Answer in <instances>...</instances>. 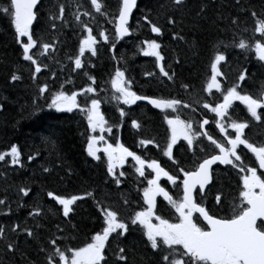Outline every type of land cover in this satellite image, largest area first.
Instances as JSON below:
<instances>
[{
  "label": "snow or ice",
  "instance_id": "6c2138e0",
  "mask_svg": "<svg viewBox=\"0 0 264 264\" xmlns=\"http://www.w3.org/2000/svg\"><path fill=\"white\" fill-rule=\"evenodd\" d=\"M234 2L242 13L250 16L251 28L245 26L242 32L234 34L227 42L217 41L210 61V77L203 89L210 95L213 89L219 93L220 99L212 103L205 100L203 109L215 114L213 122L219 133L223 134L220 140L203 130L204 126L209 124L206 117L200 121L181 117L180 110L192 108L191 104L176 96L139 93L134 88L133 79L129 78L126 70L119 66L121 61L125 64L127 61L123 56L117 58V42L131 35L133 29L130 20L134 10L138 9V0H118L114 11L108 7L107 0H88L87 7L81 0H73L71 7L74 11L71 13V21L66 19V7H68L66 3L57 0L53 5V9L47 14V30L59 31L69 25L73 27L74 33L78 35V48L74 54L68 55L67 59L74 66L73 73L77 71L82 73L87 77L88 84L75 88L74 81L66 79L58 85L53 82L50 88L48 82H41L37 86L39 94L37 99L40 95L47 94V108L60 112L77 110L83 114L91 133L99 130L100 135L87 136V152L96 160L101 159L98 155L101 151L106 154V173L113 178L116 185H120L122 178L126 176L124 171L117 169L123 168L130 157L133 161L134 173L138 174V178H142L140 182L146 186L140 189L144 206L127 217L122 216L113 205L98 199L94 194L95 190L84 191L78 195H64L47 190L46 196L61 206L59 212L73 232L76 230V225L71 220L76 215L77 202L91 198L97 213L96 219L100 221V228L94 230L80 243L73 244L70 241L74 242L77 238L71 232L66 233L65 229L57 224L55 231H50L38 245V251L44 256L43 264H110L108 248L111 241L127 239L126 234L136 230H140L142 236L146 237L145 244L152 252L149 264H264V142L251 141L245 132L246 129H250L253 122L264 124V84L253 94L245 91L243 87L249 76L247 68L239 69L230 84H228V76L221 70L223 65L228 63L229 47L238 48L244 53H254L256 59L264 66V0H261L260 10L252 7L251 4L245 6L243 0H234ZM40 5L41 0H7L6 4H0V13H3L10 25L14 26L13 37L22 48L23 59L34 66L31 74L33 80L38 78L42 69L49 68V65L42 64L38 57L47 60L49 54L56 51L59 43L52 39L45 42L43 30L39 34L35 31L34 24L41 22ZM186 5L187 0H169L168 4H160L159 9L166 17L165 24L154 22L149 12L144 13L137 20V28L142 27L146 22L150 32L160 37L164 34L165 26L175 29L178 23L182 22L176 19V13L183 11ZM208 8L209 0H201L196 16L203 18ZM160 11H157V16L160 15ZM217 16L223 19L219 12ZM84 17L89 19L85 20ZM108 17L111 19H107ZM102 18L105 23L113 25L111 30L100 26ZM228 19L231 26H239L243 23L240 14L230 15ZM57 21L60 22L59 26ZM93 25L96 26L95 34ZM171 34L175 39L185 40L182 30L173 31ZM101 44L109 47L112 59L116 61V66L107 81L113 91L103 98L104 102L115 101L117 105L122 102L123 105L130 106L136 105L138 101H147L164 113L163 119L170 129V136L162 149V156L167 157L171 162L174 173L163 166L158 159H147L130 150L123 143L113 144L105 139L103 133L111 132L112 127L107 126L108 122L101 111L102 99L97 97L96 77L86 70L90 58L85 55L89 53L90 57H97ZM161 47L158 39H145L141 41L139 51L145 56L154 57L162 77L175 82L177 74L171 68L166 69ZM176 63H179V58L176 59ZM91 66L95 67V65ZM143 75L154 77L156 73L144 72ZM51 77L55 78L56 73L51 72ZM218 77H222L224 82L222 83ZM21 78L15 73L11 75L12 81ZM225 84L228 86L225 87ZM180 86L185 91L192 87L189 83H182ZM236 101L245 106L247 113L250 114L248 119L233 118L230 114ZM2 108L3 105L0 104V109ZM169 109L172 110L171 113L167 111ZM36 110H39L38 106ZM118 111L121 117L127 115L123 107H119ZM194 122L200 130L193 127ZM131 125L136 129L142 127L136 119H131ZM229 129L234 132L229 134ZM181 137L187 142L186 147L192 150L193 155L196 151H205L203 147H198L201 143L198 138L206 137L213 151L197 157L195 162L185 167L173 152L174 146ZM139 143L143 146L155 144V141L141 139ZM101 144L102 149L98 146ZM240 146L250 151L255 159L245 163L241 155L242 149L238 151ZM156 147L159 148V145L157 144ZM21 156L18 145L12 144L8 151L0 152V161L10 157V161L6 162L23 166ZM27 159L33 160L34 157L29 155ZM218 162L236 169L240 180L237 195L230 204L227 202L223 187L215 186L219 176L213 166ZM43 171L50 173L51 170L44 168ZM162 177H166L167 182L179 189L178 197H174L161 184ZM19 191L24 196H28L31 189L22 187ZM209 192L212 193V207L216 211H212L207 204L206 197ZM157 197L167 201L170 211L174 210L175 222L166 218L160 211ZM123 204L127 205L128 200H124ZM0 205L12 211L6 204V198L0 199ZM47 211L51 212L52 209ZM44 214L45 209L39 204L31 205V211L28 213L34 219ZM40 227L39 224L29 227L22 222L13 223L8 227L0 226V242L3 243L4 253L14 255L20 251L21 234H24L25 239H37L36 229ZM10 234L15 238H11ZM132 251V248L117 243L116 251L113 253L114 264H129L128 255ZM28 264L34 262L28 261Z\"/></svg>",
  "mask_w": 264,
  "mask_h": 264
},
{
  "label": "trees",
  "instance_id": "16d2710c",
  "mask_svg": "<svg viewBox=\"0 0 264 264\" xmlns=\"http://www.w3.org/2000/svg\"><path fill=\"white\" fill-rule=\"evenodd\" d=\"M85 2V7H87L88 0ZM117 2L118 0H107L108 5L115 4L117 6ZM168 2L169 0H139L138 9L133 15L131 24L134 39L124 40L123 43L126 44L122 43V46L117 44L116 55H118L117 58H119V54L122 56L123 47L129 44L134 45V40L158 39L162 46V55L165 57L166 69L171 68L177 74L175 82L168 81L162 76H144V72H154L158 75L160 73H158L159 70L153 60H143L133 46L125 49L124 53L129 76L133 78L134 82H137V85L144 83L142 91L145 93L160 94L161 92L166 96L176 95L189 104H195L196 100L202 101L207 94L203 89L210 77V61L214 53V45L219 40L227 42L234 34L242 32L245 26L250 29L252 21L247 13H242L240 8L235 5L234 0H209L207 14L203 18L196 16L201 0H187L185 9L176 13V19L182 22L178 23L175 29L165 26V35L157 37V34L151 33L146 22L142 27H139V30L135 28L137 20L144 13L149 12L151 13L150 18L155 20L154 22L164 25L166 17L163 11H160L159 5L168 4ZM243 2L245 6L251 4L257 10H260L262 6L261 0H243ZM6 3L7 0H0V4ZM56 3L57 0L41 2V22L36 24L34 29L37 34L43 30L45 42H49L50 39L59 41L56 50L62 54V60H64L77 49L78 35L74 33L71 25L63 27L59 31L47 30V14ZM157 11H160L159 16L156 15ZM218 12L223 16V19L217 16ZM237 14H240L243 23L239 26H231L228 18L230 15ZM68 15L69 13L66 12V18ZM104 22L103 18L100 19L102 26ZM57 24L59 26L60 22L57 21ZM136 30L137 32H135ZM180 30H182L185 40L175 39L171 34L173 31ZM94 31L96 32V28ZM13 33L14 26H11L8 18L0 13V104L3 105V108L0 109V152L8 151L12 144L18 145L22 153L23 165L6 162L10 161V157H6L5 161H0V199L6 198V204L12 209V211H8L7 207L0 205V226L8 227L13 223L22 222L29 227H34L36 224L41 227L36 229L37 239L35 240L25 239L24 234L20 235V251L14 255L5 254L3 243L0 242V264H28V261H32L34 264H43L44 256L38 251V245L43 242L50 231H55L57 224L65 229L66 233L71 232L77 238L74 242L70 241L73 244L80 243L86 236L100 228V221L96 219L97 213L91 198L77 202L76 215L71 220L76 225V230L73 232L65 218L62 217V213L59 212L61 206L46 196L47 190L57 191L58 194L64 195H78L84 191L95 190L94 194L98 199L113 205L125 217L130 215L132 208L136 211L138 205L134 206L136 200L130 189L134 187L133 182L129 180L128 188L123 183L122 187H114L113 180L108 182L106 163L101 160L97 161L88 154L86 138L89 136V129L85 119L70 112L47 108V94L40 95L37 99L39 95L37 86L41 82H47V79L40 75L36 80L31 78L34 66L23 59L22 48L14 40ZM102 49L103 51L101 50L98 54L99 58L97 60L91 58L86 69L89 70L90 75L97 78L107 76L106 73L110 74L113 72L112 68L115 67L109 47L107 50ZM233 49L235 48L229 47L227 52L228 62L230 61L229 67L233 68L230 71L233 74L238 69L247 68L250 79L248 83L252 85L254 82V86L259 89L264 84V69L261 62L249 53H241L242 56H237ZM57 52L55 51L54 55H57ZM177 58H179V63H176ZM107 62L109 63L106 64ZM91 65H95V70H92ZM13 73L22 78L12 81ZM73 76L77 83L78 74ZM151 78L158 82L153 84ZM182 83L191 84V89L185 91L180 86ZM100 85L97 83V87ZM52 86L50 84V88ZM159 90L160 92H157ZM183 94L184 97H182ZM37 106L38 111L36 110ZM150 110L144 112L149 114ZM151 120H149L150 125L155 127ZM29 155H32L34 159L28 160ZM44 168L50 169V173L44 172ZM69 170L71 171L69 172ZM66 173H68L67 176ZM61 177L64 179H60ZM235 185V179L228 181V178H223L221 186L226 197L228 194L233 196L232 189ZM22 187L31 189L28 196H24L19 191ZM124 200H128L127 205L123 204ZM34 204H39L45 209V214L42 217L34 219L28 215L31 205ZM48 209H52V211L48 212ZM126 235L127 239L111 241L108 248L110 264L115 262L113 253L116 251L117 243L133 249L128 255L129 264H149L152 252L145 244L146 237H143L139 230ZM10 237L15 238L13 234H10Z\"/></svg>",
  "mask_w": 264,
  "mask_h": 264
},
{
  "label": "flooded vegetation",
  "instance_id": "af4514ba",
  "mask_svg": "<svg viewBox=\"0 0 264 264\" xmlns=\"http://www.w3.org/2000/svg\"><path fill=\"white\" fill-rule=\"evenodd\" d=\"M108 6L113 11L117 7L115 4H109ZM110 19H111V17H109V20ZM35 26H36V24L34 25V27ZM110 27L111 28L109 30L112 29L113 25L110 24ZM95 33L96 32L94 31V34ZM122 43H123V40H120L117 42V44H121V45H122ZM120 56L121 55L119 54V57ZM122 56L124 57L123 54H122ZM125 60H126V58H125ZM108 63L109 62H107L106 64H108ZM114 64H116L115 60H114ZM250 65H251V67H253L252 64H250ZM119 66L122 67L123 69H125L126 74L129 76L128 71H127L128 68L126 67V64L123 61H121ZM261 66H262V64H261ZM262 67L264 69V66H262ZM91 68H92V70H95L94 67H91ZM112 70H114V68H112ZM221 70L224 71L226 73V75L229 76L228 80H230L229 81L230 83L232 82L231 79L232 80L235 79L237 71H235L236 73L234 72L235 73V75H234V74H232L231 71H229V70H231V68L228 69V68L223 66ZM226 70H227V72H226ZM111 73L112 72H110V74ZM158 73H159V71H158ZM110 74L108 72L107 75H109V76H104V77H100V78L96 77L97 83L98 84L100 83L107 90L110 89L109 83H107V81L109 80ZM231 76H233V77H231ZM105 77H106V79H105ZM151 79L153 81L152 82L153 84L158 82L157 80H155L153 78H151ZM218 79H221L222 83L224 82L222 77H218ZM249 80L250 79L247 78V81L243 86L244 90L254 94V93H256L258 87L256 88V86H254V82H252L253 86H251V84L248 83ZM230 83H228V84H230ZM228 84H225V87H227ZM133 85H134L135 90L141 94L165 96L161 92H160V94H157V93L150 94L147 92L146 93L143 92L142 89L144 87L143 86L144 83L137 85V82L135 81V82H133ZM154 87H156V86H154ZM251 90L253 92H251ZM165 97H168V96H165ZM219 99H220L219 93H217L213 89V92L211 95L207 93L202 101H199V103L196 102V104H191L192 108L181 109L180 110L181 117L185 118V119H192L193 121H200L202 118L206 117L209 120V124L205 125L203 130H206L215 139L220 140L223 134L219 133V129L216 127V125L213 122L215 114L208 112L206 109H203V102L205 100H207L209 103H212L213 101H218ZM101 105L105 108L103 113L107 117L108 120L114 119V120L119 121V119L121 117L118 114V112H119L118 108L119 107H123L125 112L127 113V115L124 116V123L125 124H123V126L121 128L114 126V131L112 132V136L110 137V139H108L109 143L115 144V142L116 143L120 142V143H123L130 150L137 152L138 154L142 155L143 157H145L147 159H158L163 166H165L169 170L173 171V173H174V167L172 166L171 162L168 161L167 157L162 156V149L164 148L166 140H167L165 130H170V129H169L166 121L163 119L164 113L160 109H156L153 106H151L150 104H146L143 102H137L136 105H130V106L129 105H123L122 102L119 105H117V104L109 105V107L103 102ZM113 106H116V107L112 111V109L110 107H113ZM142 108H143V110H142ZM108 109H110L109 110L110 112L108 111ZM146 109L147 110L151 109L149 114L145 113L147 111ZM137 110L139 111V114H137L138 116L136 114L132 113V112H137ZM167 111L169 113H171L172 110H167ZM230 114L233 116V118H239L241 120L248 119L250 116V114L247 113L245 106H243L239 101L234 102L233 109L230 110ZM128 115H130V116H128ZM131 119L138 120L142 124V127L140 129L131 128V126L127 125V123ZM149 120L154 122L155 127H152V125H150L151 123H149ZM160 122H162V123H160ZM147 123H149V124H147ZM193 127L197 128V130H200V129H198V125L195 122L193 124ZM228 132H229V134H232L234 132V130L229 129ZM245 132L247 133L250 140L253 142L260 143L259 142L260 139L264 141V133H263L264 132V124H261L260 122H253L250 126V129H246ZM105 134L109 135V132H107ZM105 134H103V135H105ZM141 139H152L155 141V144H149V145L141 146L139 143V141ZM198 139H200V141H201V143L198 145V147H203L205 149V151L204 152L196 151L195 155H193V152L191 149H188L186 147L187 142L185 140H183L182 137L177 141V144L174 146V148H173L174 155L176 156L177 159H180L182 161L183 166L187 167L190 165V163L195 162L197 157H202V156L209 154L213 151V147L210 145V142L207 141L206 137L198 138ZM157 144L159 145V148L156 147ZM241 149H242L241 155L243 156L245 163H250L252 160L255 159L253 154L250 151H248L246 148H244V146H240V149H238V151H240ZM132 164H133V161L129 157L127 162L123 166V170L126 173V176L124 178H122V183L124 186H126V188H128V186L130 185L129 180L133 182L134 187H132L130 189L133 193L132 196L135 197L136 204L138 205L137 210H139L140 207L144 206L143 203H141L143 200H142V191H140V189L146 185H144L140 182L142 180V178H139L138 182H136L137 178L134 177V175H132V174H135L134 169L132 167ZM253 166H255V165H253ZM213 168L216 170V173L219 176V180L215 185L216 187H221V183H223V178H225V177L228 178V181L230 179L235 178L236 185H235L234 189H232L233 196H229V194L227 196L228 197L227 202L230 204L231 201L233 200V198L235 197L237 190H238V186L240 184L239 177L237 176V170L230 168V166L221 165V164H217ZM218 171H220V172L218 173ZM135 175L138 176L137 174H135ZM161 184L164 187H166L174 197H178L179 189L174 188L170 182H167L166 177L161 178ZM157 200H158V203L160 205V211L164 215H167V216H165L166 218H169L173 222H175L174 210H171V211L169 210L170 206L167 204L166 201L163 200L162 197H157ZM206 200H207V204L210 207V209L212 211H216V209L212 207V205H213L212 193H210V192L208 193ZM137 205H134V206H137ZM134 211L135 210L132 208L130 215Z\"/></svg>",
  "mask_w": 264,
  "mask_h": 264
},
{
  "label": "rangeland",
  "instance_id": "374dc122",
  "mask_svg": "<svg viewBox=\"0 0 264 264\" xmlns=\"http://www.w3.org/2000/svg\"><path fill=\"white\" fill-rule=\"evenodd\" d=\"M85 0H81V2L83 3ZM60 2H64V3H66L67 5H68V7H66L67 9H66V12L67 13H69V15H68V18H66L67 20H69V21H71L72 20V15L70 14V12L72 13V11H74V9L71 7V5H72V3H73V0H61ZM84 5H85V3H83ZM86 6V5H85ZM81 11H83V8L81 9ZM71 15V16H70ZM84 19L85 20H88L89 18L88 17H84ZM59 22V21H58ZM110 24L111 23H106L105 24V22H104V24H103V26L100 24V26H102L103 28H106V29H110L111 27H110ZM108 25V26H107ZM66 27V26H65ZM93 27L94 28H96V26L95 25H93ZM136 29H137V27H136ZM137 30H139V28L137 29ZM155 34V33H154ZM156 36V35H155ZM99 38V37H98ZM137 39V38H136ZM25 40H26V38H25ZM138 40V39H137ZM141 41H143V40H139V41H134L135 42V45L133 46V44H130L131 46H129V45H126V46H124L123 48H124V50L122 51V53L124 52L125 53V49L127 50V49H129L130 47H132L133 46V48L135 49V47H136V52H137V54H139L140 56H142V58H143V60H152L153 59V62H154V64L156 65V62H155V58L154 57H151V56H145L142 52H140L139 51V46H141ZM139 43V44H138ZM127 44H129V43H127ZM138 46H137V45ZM78 48V47H77ZM102 48H104V49H107L108 48V46H106V45H103V44H101V45H99V48H98V54L101 52V50L103 51V49ZM77 50V49H76ZM76 50L73 52V54L76 52ZM236 52H235V55H237V56H239V55H241V53H244V52H242L240 49H238L237 48V50L236 49H234ZM34 51H36V50H34ZM238 51H241V52H238ZM56 52H57V50H56ZM55 53V52H54ZM54 53H51V54H49V57H48V59L47 60H45L43 57H38L40 60H41V63L42 64H44V63H46V64H48L49 65V68H51L50 70H51V72H55L56 74H58V75H56V77L58 76H60L59 78H52L51 77V72L49 71V68H44V69H42V73L41 74H38V75H40V76H43L44 78H46L47 80L46 81H48V82H50L49 84H51V85H53V82L56 84V85H58V84H60V83H62V82H64L66 79H72L73 81H74V85H75V83H76V78H74V76L73 75H77L78 74V78H80V79H77V83H76V85L75 86H77V88H80V87H83V86H86L87 84H88V80H87V77H85V76H83V74L82 73H80L79 71H77L76 73H73V71H72V69H73V65H72V63L67 59V57H65L64 58V60H62V58H63V56H62V54L58 51L57 52V55H54ZM123 53V54H124ZM53 55H54V58H53ZM86 55V57H88V58H93L94 60H97L98 58H99V56H97V57H90V54L89 53H86L85 54ZM252 56H255L254 55V53H252ZM57 57V58H56ZM63 62V64H61V63ZM229 63V62H228ZM224 64L223 66L224 67H226V68H230V67H228L229 66V64ZM53 66V67H52ZM89 67H90V65H89ZM88 68V64L86 65V69ZM87 71H89V70H87ZM128 71V70H127ZM65 73V74H64ZM61 74V75H60ZM62 76V77H61ZM67 76V77H66ZM156 76L157 77H159V76H162L161 74H156ZM129 78H131V76H129ZM82 79V80H81ZM131 79H133V78H131ZM134 82V81H133ZM228 83H229V81H228ZM97 86V85H96ZM65 87H68V85H65ZM109 90L107 91V89L104 87V86H100V87H98V92H97V97L98 98H101L102 99V102L103 103H105L108 107H109V105H112V104H117L115 101H112V102H104V97H106V96H109L110 94H111V92L113 91L112 89H111V87H110V84H109ZM215 90V89H214ZM216 91V90H215ZM104 94H103V93ZM157 92H160V90L159 91H157ZM89 95H92V94H89ZM164 95V94H163ZM166 96V95H165ZM196 102H197V100L195 101V104H196ZM116 106H113V107H110V108H112V110L115 108ZM51 110H55V109H51ZM104 110H105V108L101 105V111L102 112H104ZM117 110V109H116ZM170 110V109H169ZM63 112H65V111H63ZM67 112V111H66ZM70 113H72V114H75L76 116L78 115V116H82L83 117V114L82 113H79L77 110H73V112H70ZM132 113H134V114H139V111L137 110V112H132ZM104 114V113H103ZM118 114H119V112H118ZM120 115V114H119ZM105 116V115H104ZM84 118V117H83ZM122 118V119H121ZM85 119V118H84ZM105 119H106V121L108 122V124H107V126L108 127H112V131L111 132H109V135H106L105 133H107L108 131H105L103 134H105L104 136H105V139L108 141V139H110V137L112 136V132L114 131V126H116V127H118V128H121L122 126H123V124H124V117H120V119H119V121H117V120H108L107 119V117L105 116ZM85 122H86V125H87V121H86V119H85ZM122 124V125H121ZM128 124H129V126H131V128H134V127H132V125H131V120L128 122ZM129 128V127H128ZM166 131V136H167V138L170 136V130H165ZM91 134H96V135H100V133H99V130H97V132L96 133H91V131L89 130V135H91ZM183 139V138H182ZM259 142H264L263 140H259ZM116 143V142H115ZM99 147H101V149L103 148V145L101 144V145H98ZM98 155H100L101 156V161L102 162H104V163H106V160H107V156H106V154H104L102 151H101V153H98ZM94 158V157H93ZM95 159V158H94ZM96 160V159H95ZM100 160H97V161H100ZM231 168V167H230ZM124 171L123 170V168H119L118 167V169H117V171ZM131 174V173H130ZM132 175H134V177H136L137 178V180H136V182H138V176H136L135 174H132ZM138 175V174H137ZM111 180H113V178L111 177V176H109L108 175V182H112ZM122 184V183H121ZM121 184L120 185H116L115 183H114V187H121ZM167 202V201H166ZM141 203H143V201L141 202ZM135 205H137L136 203H135ZM155 222V221H154Z\"/></svg>",
  "mask_w": 264,
  "mask_h": 264
},
{
  "label": "bare ground",
  "instance_id": "6f19581e",
  "mask_svg": "<svg viewBox=\"0 0 264 264\" xmlns=\"http://www.w3.org/2000/svg\"><path fill=\"white\" fill-rule=\"evenodd\" d=\"M84 2H85V1H84ZM84 2H83V3H84ZM85 3H86V2H85ZM113 6H114V5H113ZM108 7H109V6H108ZM111 7H112V6H111ZM110 9H111V8H110ZM70 14H71V12H70ZM70 16H71V15H70ZM107 19H109V18H107ZM154 21H155V20H154ZM107 24H108V23H107ZM107 26H108V25H107ZM135 28H136V27H135ZM105 29H106V28H105ZM137 29H138V28H137ZM135 32H137V30H136ZM164 35H165V34H164ZM134 36H136V35H134ZM132 38L134 39V37H132ZM134 41H135V40H134ZM134 41H133V42H134ZM138 41H139V40H138ZM165 41H166V40H165ZM129 42H131V41H129ZM163 43H164V42H163ZM124 44H126V43H124ZM138 44H139V43H138ZM119 45H120V44H119ZM129 45H130V44H129ZM134 45H135V44H134ZM134 45H133V46H134ZM136 45H137V44H136ZM164 45H165V44H164ZM121 46H122V45H121ZM123 46H124V45H123ZM125 46H126V45H125ZM137 46H138V45H137ZM165 46H166V45H165ZM135 49H136V47H135ZM235 49H236V48H235ZM106 50H107V49H106ZM136 50H137V49H136ZM233 50H234V49H233ZM236 50H237V49H236ZM121 52H122V51H121ZM235 52H236V51H235ZM238 52H239V51H238ZM105 53H107V52H105ZM123 53H124V52H123ZM108 54H109V53H108ZM244 54H245V53H244ZM244 54H243V55H244ZM123 55H124V54H123ZM116 56H118V55H116ZM241 56H242V55H241ZM236 57H237V56H236ZM56 58H57V57H56ZM240 58L243 59V57H240ZM231 59H232V58H231ZM111 60H112V59H111ZM124 60H125V58H124ZM232 60H233V59H232ZM233 61H234V60H233ZM110 62H112V61H110ZM229 62H230V61H229ZM243 62H244V61H243ZM231 63H232V62H231ZM236 63H237V62H236ZM236 63H235V64H236ZM238 63H239V62H238ZM44 64H46V63H44ZM136 64H137V63H136ZM233 64H234V63H233ZM240 64H241V62H240ZM115 65H116V64H115ZM152 65H153V64H152ZM110 66H111V65H110ZM238 66H239V65H238ZM238 66H237V68H238ZM52 67H53V66H52ZM123 67H124V66H123ZM228 67H229V66H228ZM240 67H241V65H240ZM243 67H244V66H243ZM260 67H261V66H260ZM125 68H126V67H125ZM154 68H155V66H154ZM230 68L233 69L232 66H230ZM230 68H228V69H230ZM235 68H236V67H235ZM235 68H234V69H235ZM244 68H245V67H244ZM50 69H51V68H50ZM109 70H110V69H109ZM235 70H236V69H235ZM238 70H239V69H238ZM238 70H236V71H238ZM229 71H230V70H229ZM50 72H51V71H50ZM105 72H106V71H105ZM155 72H156V70H155ZM226 72H227V70H226ZM233 72H234V71H233ZM228 73H229V72H228ZM235 73H236V72H235ZM235 73H233V74L235 75ZM64 74H65V73H64ZM106 74H107V73H106ZM106 74H105V75H106ZM56 75H58V74H56ZM60 75H61V74H60ZM107 76H109V75H107ZM227 76H228V75H227ZM263 76H264V75H263ZM59 77H60V76H59ZM59 77L57 76L56 78H59ZM61 77H62V76H61ZM66 77H67V76H66ZM100 77H101V76H100ZM228 77H229V76H228ZM231 77H233V76H231ZM261 77H262V76H261ZM261 77H260V78H261ZM155 78H157V77H155ZM69 79H70V78H69ZM78 79H80V78H78ZM105 79H106V77H105ZM107 79H108V78H107ZM229 79H230V78H229ZM261 79H262V78H261ZM81 80H82V79H81ZM100 80H101V79H100ZM233 80H234V79H233ZM233 80L231 79V81H233ZM228 81H230V80H228ZM47 82H48V81H47ZM255 82H256V81H255ZM257 82H258V81H257ZM259 82H260V81H259ZM49 83H50V82H49ZM229 83H230V82H229ZM99 84H100V83H99ZM102 84H103V83H102ZM257 84H258V83H257ZM251 86H253V85H251ZM259 86H260V85H259ZM255 89H256V88H255ZM108 90H109V89H108ZM108 90H107V91H108ZM254 91H255V90H254ZM251 92H253V91L251 90ZM102 93H103V92H102ZM103 94H104V93H103ZM185 94H186V93H185ZM148 95H149V94H148ZM175 96H176V95H175ZM180 96H181V95H180ZM197 96H198V95H197ZM176 97H178V96H176ZM182 97H184V94H183ZM190 97H191V96H190ZM190 97H188V98L190 99ZM180 98H181V97H180ZM191 98H192V97H191ZM138 108H139V107H138ZM138 108H137V109H138ZM106 109H107V108H106ZM111 109H112V108H111ZM144 109H145V108H144ZM109 110H110V109H108V111H109ZM113 110H114V109H113ZM113 110H112V111H113ZM142 110H143V108H142ZM146 110H147V109H146ZM109 112H110V111H109ZM131 114H132V113H131ZM131 114H130V115H131ZM154 114H155V113H154ZM130 115H128V116H130ZM137 116H138V115H137ZM133 117H134V116H133ZM133 117H132V118H133ZM130 118H131V117H130ZM134 118H135V117H134ZM125 121H126V120H125ZM160 123H162V122H160ZM124 124H125V123H124ZM121 125H122V124H121ZM127 125H129V124L127 123ZM162 127H163V126H162ZM125 130H126V129H125ZM257 131H258V130H257ZM246 160H247V159H246ZM221 171H222V170H221ZM219 172H220V171H218V173H219ZM219 175H220V174H219ZM234 179H235V178H234ZM235 191H236V190H235ZM210 193H211V192H210ZM234 195H235V194H234ZM236 195H237V193H236ZM210 197H211V196H210ZM209 204H210V203H209ZM134 205H135V204H134Z\"/></svg>",
  "mask_w": 264,
  "mask_h": 264
},
{
  "label": "water",
  "instance_id": "95a60500",
  "mask_svg": "<svg viewBox=\"0 0 264 264\" xmlns=\"http://www.w3.org/2000/svg\"><path fill=\"white\" fill-rule=\"evenodd\" d=\"M42 1H43V0H41V2H42ZM135 10H136V9H135ZM135 10H134V12H135ZM134 12H133V13H134ZM131 21H132V19L130 20V23H131ZM129 36H131V35H129ZM129 36H127V37H129ZM138 102H143V103H146V104H148V102H147V101H138ZM217 164H219V162H218ZM214 166H216V165H214ZM214 166H213V167H214Z\"/></svg>",
  "mask_w": 264,
  "mask_h": 264
}]
</instances>
